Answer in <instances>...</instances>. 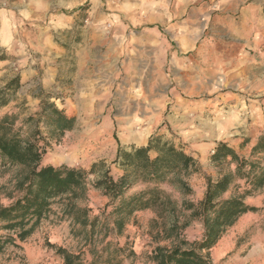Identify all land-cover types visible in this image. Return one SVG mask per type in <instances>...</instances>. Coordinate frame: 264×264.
<instances>
[{
  "label": "rangeland",
  "instance_id": "1",
  "mask_svg": "<svg viewBox=\"0 0 264 264\" xmlns=\"http://www.w3.org/2000/svg\"><path fill=\"white\" fill-rule=\"evenodd\" d=\"M17 1L0 0V8ZM21 1L26 5L32 0ZM48 1L40 0L34 24L25 14L24 52L37 59L36 71L25 82L17 64L22 45H0V62L7 63H0V116L17 113L16 125L26 132L33 122L29 117L36 120L46 101L75 119L73 128L59 137L50 136L39 122L45 138L39 142L45 147L41 166L63 164L88 170L103 160L117 178L121 170L113 160L118 146H145L151 136H161L162 141L192 154L210 176L217 168L208 158L218 142L241 155L250 154L264 132V0H243L242 8L249 10L246 20L218 11V0L184 4L173 0L168 21L157 30L145 26L147 13L136 7L141 0H72L69 6L67 0H55L47 12ZM61 11L72 24L49 26L51 15ZM96 36L104 41L100 53L112 50L108 53L112 62L103 71H78L80 54L93 53L87 49ZM42 56H49V66L57 71H44ZM108 60L85 67L101 66ZM149 154L153 157L156 152ZM15 173V168L0 164V202L4 205L18 195ZM189 184L192 193L184 198L196 203L203 198L205 178L195 174ZM141 188L136 185L127 194ZM164 188L174 198H183L170 185ZM246 202L257 210L241 215L209 250L214 264H264V187ZM107 203L108 198L92 187L86 199L78 202L91 209V217H101ZM111 209L108 206L105 214ZM152 217L151 210L136 212L122 235L106 237V241L132 246L135 258L122 264H154L149 259L156 245L149 230ZM77 230L54 205L28 238L3 245L0 264H61L50 244L73 252L84 250V257L90 259ZM202 232L201 223L195 221L182 236L195 241ZM6 234L0 230V235Z\"/></svg>",
  "mask_w": 264,
  "mask_h": 264
},
{
  "label": "trees",
  "instance_id": "2",
  "mask_svg": "<svg viewBox=\"0 0 264 264\" xmlns=\"http://www.w3.org/2000/svg\"><path fill=\"white\" fill-rule=\"evenodd\" d=\"M37 114L36 120L29 117L33 122L26 132L16 125L17 113L0 116V164L15 168L18 192L10 204L0 202V230L8 232L0 235V250L6 243L28 238L57 205L61 218L78 226L76 236L90 255L86 259L84 250L73 252L50 244L61 264H122L135 258L132 246L106 241V237L122 235L136 212L151 210L149 230L156 245L149 259L154 264H214L209 250L241 215L257 210L246 199L264 187V132L248 156L218 142L208 158L217 168L214 176L205 175L197 158L162 141L161 136H151L145 146H118L113 164L121 174L114 178L103 160L92 163L88 170L63 164L41 166L45 147L39 142L45 138L39 122L50 136L59 137L73 128L75 119L46 101ZM151 150L156 152L153 157ZM195 174L205 178L203 198L196 203L184 198L192 193L189 179ZM136 185L143 188L127 194ZM164 185L183 198H174ZM90 187L108 198L101 217H91V209L78 204L86 199ZM108 206L112 209L105 214ZM195 221L202 225V236L188 241L182 232Z\"/></svg>",
  "mask_w": 264,
  "mask_h": 264
},
{
  "label": "crops",
  "instance_id": "3",
  "mask_svg": "<svg viewBox=\"0 0 264 264\" xmlns=\"http://www.w3.org/2000/svg\"><path fill=\"white\" fill-rule=\"evenodd\" d=\"M178 3H186L190 2V0H176ZM201 1V0H199ZM48 8L47 12H50L51 4H55V0H49L48 1ZM173 2V0H141L138 1L136 4L137 9H143L147 13V18H149L146 23L147 28L151 29H158L161 24H164L168 21V17L170 15L169 7L170 4ZM23 1L18 0L16 4L14 5H7L6 7L0 8V45L4 48H7L13 44H21L22 48L17 53V64L19 65V71H23L21 73V76L23 77L22 80L25 82L28 76L32 75V71H36V67L34 66L36 64V58L27 57L26 53L24 52V44H25V26L23 23H25V14L28 15V17H31L32 24L37 22V17L40 15L41 5L40 0H32L29 4L23 5ZM243 0H218L215 3V7L218 11L226 12L228 15H237V19H243L246 20V15L248 16L249 10L242 8ZM72 0H67L65 2V5H71ZM168 4V5H166ZM56 9H53V12H55ZM181 13L182 11H179V9L176 11V13ZM62 14H52V19L50 20L51 24L49 26H57V24H63L64 27H68L72 24L70 20L67 19L68 16L61 11ZM179 13V14H180ZM19 15L22 16V18H19ZM177 16V15H176ZM140 18V17H138ZM141 20V19H140ZM116 21L117 24V20ZM177 27H181L180 25H177ZM153 33H156V31L152 30ZM102 40L101 36H96L93 39V45L88 48L87 50L91 49L93 53L91 54H80L78 58V71H103V68L107 63L112 62L113 57L109 56L111 51H106L103 53L99 52L100 47L102 46ZM95 51V52H94ZM60 53H57L58 55ZM89 58V60H87ZM105 58H108L109 60L105 62L103 65H98L97 67L93 68H87L85 67L86 63L92 64L102 62ZM42 64L46 65V68L44 71H57V69H53L52 66H49V61L51 60L50 57H44L42 56L40 58ZM1 63V62H0ZM1 64H7V63H1ZM34 64V65H33ZM21 66V67H20ZM18 69V68H17ZM256 107V106H255ZM146 132V131H145Z\"/></svg>",
  "mask_w": 264,
  "mask_h": 264
},
{
  "label": "bare ground",
  "instance_id": "4",
  "mask_svg": "<svg viewBox=\"0 0 264 264\" xmlns=\"http://www.w3.org/2000/svg\"><path fill=\"white\" fill-rule=\"evenodd\" d=\"M130 135V134H129Z\"/></svg>",
  "mask_w": 264,
  "mask_h": 264
}]
</instances>
